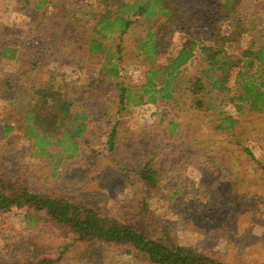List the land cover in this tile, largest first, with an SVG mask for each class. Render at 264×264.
<instances>
[{
	"label": "rangeland",
	"instance_id": "374dc122",
	"mask_svg": "<svg viewBox=\"0 0 264 264\" xmlns=\"http://www.w3.org/2000/svg\"><path fill=\"white\" fill-rule=\"evenodd\" d=\"M35 1L0 0V46L18 43L22 50L21 58L0 61V81L11 77L14 85L13 89L0 87V176L32 191L92 205L150 233L167 227L178 244L226 264H264V111H251L246 104L238 111L233 103L222 104L220 109L239 122L220 132L214 127L218 110L214 114L191 109L184 90L176 96L177 102L124 107L117 100L118 85L114 80L104 82L100 75L101 65L82 57L81 43L70 45L62 38L67 24H76V16L89 19L85 15L89 9L82 14L75 4L79 0H49L47 9L37 11ZM81 1L94 3L96 11L103 9L98 0ZM180 2L185 12L180 31L171 37L167 53L158 57L160 62L189 38L186 30L201 32L209 43L232 32L237 17L243 25L239 29L248 31L229 42L231 54H240L252 38L262 39L264 0ZM75 26L81 36L87 34L85 27ZM140 32L127 33L119 61V80L134 88L145 82L146 67L134 42ZM38 59L37 69L26 73ZM203 66L197 57L184 74L189 77ZM49 71L56 72L58 80L65 74L76 86L96 91L94 99L98 95L91 106L95 125L82 138L80 153L56 168L48 159L31 154L33 142L21 128L24 108L14 100L18 86L48 78ZM236 73L233 70L230 85ZM211 96L217 103L216 95ZM104 108L117 120L113 149L109 140L115 120L102 117ZM173 120L178 125L171 134ZM5 124L14 129L6 133ZM145 157L160 160L156 187L149 188L139 178ZM28 212L27 207L0 210V264H28L38 251L41 257L56 258L69 243L86 248L85 243L73 242L68 227L46 220L45 212L41 213L45 219L31 221ZM127 249L109 246L104 256L89 262L153 264Z\"/></svg>",
	"mask_w": 264,
	"mask_h": 264
},
{
	"label": "trees",
	"instance_id": "16d2710c",
	"mask_svg": "<svg viewBox=\"0 0 264 264\" xmlns=\"http://www.w3.org/2000/svg\"><path fill=\"white\" fill-rule=\"evenodd\" d=\"M98 3L103 9L96 11L94 3L77 1L76 8H80L82 14L89 9L85 14L89 19L76 16L73 22L80 28L85 27L87 34L81 36L76 24L69 22L68 31L62 38L70 45L81 43L82 57L101 65L100 75L105 78L104 82L114 80L118 85L117 100L124 107L155 104L159 100L177 102L176 96L184 90L190 99L191 109L214 114L218 110V121L214 127L220 132L233 129L239 122L235 116L220 109L222 104L233 103L238 111L244 108V104L251 111H264V33L260 36L262 39L252 38L249 45L235 56L229 51V42L234 43L239 35L248 31L239 29L243 25L237 22L238 17L232 32L217 35L209 43L201 32L194 34L186 30L189 38L178 50L172 51L165 62H160L158 57L167 53L171 37L180 31V22L185 14L180 0H98ZM50 4L49 0H36L34 7L37 11L44 10ZM136 30L141 32L134 40L135 49L146 70L145 82L134 88L119 80V61L125 36ZM20 49L18 43L0 46V61L21 58ZM197 57L204 66L195 74L185 76L186 66ZM38 62L39 59L31 63L26 73L37 69ZM233 70L237 73L234 84L230 85ZM48 75V78L18 86L14 100L24 108L21 128L33 142L31 154L48 159V163L56 168L62 160L80 153L82 138L95 125L91 106L98 95L95 100L96 91L76 86V83L67 81L65 74L61 75L62 80H58L59 75L54 71H49ZM0 87L13 89L12 78L1 80ZM211 95H216L217 103L213 104ZM101 114L115 120L109 140L113 149L117 133L116 116L107 108ZM170 124L173 134L178 123L173 120ZM13 129L11 124H5L6 133ZM144 161L139 178L149 188L156 187L160 183V160L157 162L154 158L145 157ZM12 207H27L26 218L30 221L45 219L41 216L45 212L46 220L69 228L73 242L86 244L85 249L66 244L64 249H59L56 258L41 257L42 252L38 251L35 253L37 258L30 256L28 264H90V260L104 256L112 245L125 246L127 253L146 256L153 264H226L178 244L167 227L159 226L150 233L110 217L92 205L29 190L3 175L0 176V210Z\"/></svg>",
	"mask_w": 264,
	"mask_h": 264
}]
</instances>
